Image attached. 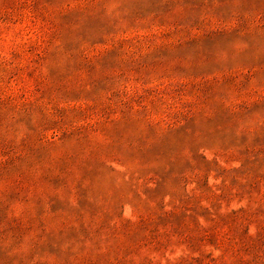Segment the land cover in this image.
<instances>
[{
  "label": "rangeland",
  "instance_id": "obj_1",
  "mask_svg": "<svg viewBox=\"0 0 264 264\" xmlns=\"http://www.w3.org/2000/svg\"><path fill=\"white\" fill-rule=\"evenodd\" d=\"M0 264H264V0H0Z\"/></svg>",
  "mask_w": 264,
  "mask_h": 264
}]
</instances>
